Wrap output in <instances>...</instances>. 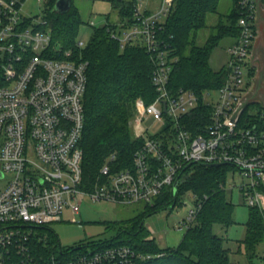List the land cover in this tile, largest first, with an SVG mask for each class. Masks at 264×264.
<instances>
[{
	"label": "built area",
	"instance_id": "1",
	"mask_svg": "<svg viewBox=\"0 0 264 264\" xmlns=\"http://www.w3.org/2000/svg\"><path fill=\"white\" fill-rule=\"evenodd\" d=\"M30 1L44 7L42 14H25ZM51 1L0 0V182L5 183L0 190V264H138L151 259L127 245L86 248L71 256L53 243L56 234L49 226L63 221L65 209L79 214L86 198L123 206L152 204L189 164L239 170L246 182L238 188L247 204L264 213V104H257L255 121H244L254 97L253 82L245 84L244 73L247 68L254 79L253 46L264 0H240V33L228 49L227 80L213 105L207 100L212 92L202 97L212 111L196 132L186 118L200 98L171 89L179 58L159 34L175 0H132L131 20L109 31L121 50L137 45L151 57L157 98L150 105L137 104L131 129L144 144L132 167L113 172L112 155L91 190L82 187L80 147L88 63L72 60L71 51L54 44L45 18ZM76 46L84 44L77 41ZM199 208L198 202L179 229L190 227Z\"/></svg>",
	"mask_w": 264,
	"mask_h": 264
},
{
	"label": "trees",
	"instance_id": "2",
	"mask_svg": "<svg viewBox=\"0 0 264 264\" xmlns=\"http://www.w3.org/2000/svg\"><path fill=\"white\" fill-rule=\"evenodd\" d=\"M56 2H50L45 16L54 44L64 51H71L72 60L88 63L85 130L80 147L84 154L82 187L91 190L101 180L100 170L112 155L116 156L111 164L113 172L131 168L134 154L144 144L142 139L133 136L130 123L137 114L138 102L150 105L157 98L152 84L154 63L143 47L128 45L121 50L119 43L111 38L109 29L131 20L132 0H109L119 23L109 19L107 24L93 27L91 40L85 48L76 46L79 29L85 24L80 10L72 0L70 10L62 14L55 9ZM232 2L234 8L227 17L228 23H219L203 45L197 44L199 32L206 28L208 15L217 12L220 0H175L159 32L160 38L179 58L170 78L171 89L192 91L200 98L198 108L186 118L187 125L195 132L209 119L212 111V106L204 104L202 97L206 92L217 91L227 80L226 67L215 71L210 59L222 40L231 38L235 42L239 37L240 0ZM255 109L256 104L248 107L244 121L256 120ZM157 138L163 139V132ZM227 167L204 164H192L186 170V166L183 167L178 173L180 181L176 195L173 186L167 187L152 205L146 204L144 213L122 223L110 224L109 227L117 230L111 240L71 248L66 250L67 253L72 256L88 247L103 250L127 245L138 253L152 256L138 264H232L230 250L226 247L229 239L213 232L216 225L228 228L236 224L235 206L226 196ZM189 192L201 208L179 246L161 248L155 239L147 240L146 219L158 212L173 210L179 205L181 196ZM245 226L246 236L240 242L239 251H244L246 264H264L258 253L264 243V213L250 208ZM52 238L53 243L59 242L57 235Z\"/></svg>",
	"mask_w": 264,
	"mask_h": 264
},
{
	"label": "rangeland",
	"instance_id": "3",
	"mask_svg": "<svg viewBox=\"0 0 264 264\" xmlns=\"http://www.w3.org/2000/svg\"><path fill=\"white\" fill-rule=\"evenodd\" d=\"M129 1V0H125ZM74 5L80 10L84 25L79 29L77 41H81L85 48L92 37L93 27L90 22H94L96 28L107 24L104 23V16L111 15V21L117 20L116 13L112 12L108 0H73ZM234 6L232 0H220L216 13H211L207 17L206 28L199 32L197 39L198 45H203L208 37L215 32V27L219 23L227 24V17L232 12ZM44 7L39 6L35 1H30L25 7V14L37 16L42 14ZM234 44V40L226 38L221 41L219 46L213 51L210 59L211 67L215 70L223 69L228 61V49ZM252 65L254 67L255 79H250L247 75L248 69H245V84L253 82L252 104H264V13H261L258 22L257 35L253 46ZM208 102L212 105L218 100V92L213 91L207 96ZM134 120V119H133ZM132 120V121H133ZM131 121V123H132ZM130 123V126H131ZM147 128H151V122H145ZM153 132L156 131L152 129ZM229 169L226 180V196L235 206L234 221L236 224L230 227L216 225L213 232L219 236L229 239L226 247L230 250V260L232 264H246L247 259L244 251L240 248V242L245 239L246 226L249 219L250 206L247 204L244 192L240 191L238 186L246 182V179L233 167ZM5 186L4 182H0V190ZM236 186V187H234ZM154 201L152 202V204ZM150 204V205H152ZM145 203L133 205H117L110 202H93L86 198L81 206L79 214H74L70 210L65 209L63 221L53 223L49 227L58 236L59 243L63 248L69 250L93 242H102L111 240L117 234V230L109 227L113 223H122L131 220L141 213L145 212ZM196 208V199L192 193H186L181 196L179 205L171 211H161L148 217L145 221V228L149 235L147 240L155 239L161 248H177L182 241L185 228L179 229L181 222L187 219L191 209ZM87 250H92L88 247ZM259 256L264 261V243L258 249ZM161 255V254H160ZM163 255V254H162ZM161 255V256H162Z\"/></svg>",
	"mask_w": 264,
	"mask_h": 264
},
{
	"label": "water",
	"instance_id": "4",
	"mask_svg": "<svg viewBox=\"0 0 264 264\" xmlns=\"http://www.w3.org/2000/svg\"><path fill=\"white\" fill-rule=\"evenodd\" d=\"M71 6H72V0H57L55 9L59 13L65 14V13H67L70 10ZM191 165L192 164L187 165L184 170H186L187 168H189ZM206 166L207 167H219V166H222V165L215 164V165H206ZM0 178H1V176H0ZM179 181H180V176H178L176 178V180H175V182L173 184L174 195H176V193H177Z\"/></svg>",
	"mask_w": 264,
	"mask_h": 264
},
{
	"label": "crops",
	"instance_id": "5",
	"mask_svg": "<svg viewBox=\"0 0 264 264\" xmlns=\"http://www.w3.org/2000/svg\"><path fill=\"white\" fill-rule=\"evenodd\" d=\"M129 1H130V0H129ZM108 3L110 4V7H111V9H112V5H111V3L109 2V0H108ZM110 16H111V15H108V16L105 15V16H104V18H105V19H104V23L106 22V20H109V19L111 20V17H110ZM108 17H109V18H108ZM116 17H117V18H116L117 20H113L112 22H114V23H119V18H118L117 15H116ZM252 59H253V58H252ZM253 73H254V72H253ZM253 78L255 79L254 76H253Z\"/></svg>",
	"mask_w": 264,
	"mask_h": 264
}]
</instances>
